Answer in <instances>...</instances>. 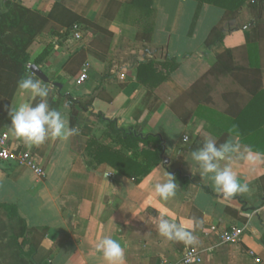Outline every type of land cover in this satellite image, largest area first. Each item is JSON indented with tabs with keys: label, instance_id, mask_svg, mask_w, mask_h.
I'll return each instance as SVG.
<instances>
[{
	"label": "crops",
	"instance_id": "0c3cea01",
	"mask_svg": "<svg viewBox=\"0 0 264 264\" xmlns=\"http://www.w3.org/2000/svg\"><path fill=\"white\" fill-rule=\"evenodd\" d=\"M6 1L0 0V12L5 10ZM9 1L43 16L59 3L112 34L106 45L92 29L61 28L60 36L38 34L26 51L28 67L36 64V57L48 44H53L48 56L36 65L49 78L46 83L54 86L48 98L50 106L67 116L69 126L76 129L74 135L32 147L13 138L7 130L8 110L31 102L17 88L1 122L0 134L8 135L9 145L15 152L29 151L43 171L37 175L26 164L0 160V204L16 207L30 236L27 246L38 242L31 257L33 263L101 264L94 244L107 235L124 247V264H183V253L189 247L200 254L196 264H264V212L256 211L264 200V163L250 166L236 159L230 162L249 188L234 198L223 197L213 190L210 180L189 171L190 152L202 146L205 137L217 139L218 144L232 140L264 152V116L257 123L251 121L241 136L229 129L234 127L236 117L221 111L230 103L218 93L245 86L230 84L237 79L236 73L218 68L214 85L196 89L198 103L191 96L175 103L227 49L232 50L233 63L247 72L259 66L264 93V39L259 40L256 34L257 25H264V11L259 13L258 6L246 0L235 17L226 18L225 11L213 4L152 0V30L145 34L136 20L138 12L127 6L132 0ZM197 11H203L204 18L209 19L202 31L195 26L197 20L193 24ZM214 26L220 27L223 39L208 46L205 40ZM76 32L81 34L80 39L75 38ZM169 60L177 64L173 70L164 65ZM146 63H153L154 72L142 82L136 76L137 67ZM83 72L87 77L78 82ZM28 75L36 77L28 69L22 77ZM209 92L217 99L215 104L201 102ZM68 98L77 104L68 102ZM86 102L90 106L83 110L78 103ZM174 103L179 111L192 109L185 122L171 108ZM259 104L264 113V98ZM105 121L113 122L123 133L153 137L146 144L140 143L138 149L155 151L158 163L138 181L88 156L85 149L92 138L96 145L131 156V151L112 141L122 134ZM134 158L142 160L141 156ZM164 170L175 176L178 188L174 198L161 202L152 197V189L162 180ZM161 215L178 224L190 223L188 231L194 242L185 244L161 237L154 222V217ZM231 226L244 228L241 240L222 243L220 234Z\"/></svg>",
	"mask_w": 264,
	"mask_h": 264
},
{
	"label": "trees",
	"instance_id": "16d2710c",
	"mask_svg": "<svg viewBox=\"0 0 264 264\" xmlns=\"http://www.w3.org/2000/svg\"><path fill=\"white\" fill-rule=\"evenodd\" d=\"M151 1L152 0H132L131 3L127 5L138 12L139 17L136 18V20L138 23H141L142 32L145 34L152 30V23L149 20L150 14L153 12V9L151 8ZM195 1L198 2L199 6L204 3H208L222 8L225 11L224 17L233 18L237 15L246 0ZM252 5L258 6L259 13L264 11V0H259L257 3H253ZM109 17L111 18V14ZM195 19L196 15L194 16L193 24L195 23ZM193 24H191V26ZM73 26H78L79 29H92L97 33L96 38L99 36L102 37L99 41H105L106 45L108 43L106 39L112 36L109 31L101 28L84 17L68 11L59 3H55L53 5L52 10L47 16H43L23 7L17 2L9 0L6 1L5 10L0 12V126L17 88V82L22 78L24 72L28 69L27 64L29 63L30 57L26 51L35 37L42 32L60 36L59 31L61 28L69 29ZM256 34L259 40L262 41L264 39V25H257ZM222 39L223 34L220 27L214 26L210 30L205 40V44L210 46ZM52 47L53 44H48L36 57L34 62L39 64L48 56ZM164 65L169 66L170 70H173L176 68L175 66H177L175 61L171 60H169L167 64L164 63ZM152 66L153 63L140 64L137 67L136 72L138 80L144 82L145 78L150 79L152 76L151 73L154 72ZM217 68L222 69L224 72H235V79H237L234 81L233 78L229 83L245 86L247 89L246 90L242 87L244 89L243 90L242 88L239 89L236 86H233V91L231 92L218 93L219 95H222L224 101L230 103L228 107L221 109V111L236 117L232 122L234 127L231 128V126H229V129H232V132L241 136V133L245 132L246 126L249 125L251 121L257 123V121H261L263 118V108L262 106L258 107L257 105H260L259 103L261 99L264 98V93L260 87L261 76L259 66L247 72L246 69L239 67L237 63H233L231 49H227L220 53L217 56L216 63L213 67L200 80H198L188 92L179 96L175 103H181L184 99H188L189 96H191V100L194 103H198L199 99L195 94L196 89L201 85H214L216 83L215 77L218 76L215 74ZM248 75L249 77H252V80H249ZM225 77L227 79L229 78L228 75ZM216 101L217 99L211 95V92L201 99V102L212 104H215ZM68 102L73 104L76 103V101L71 98H68ZM175 103L172 104L171 108L176 111L180 119L185 122L191 114L192 109H187L185 112L179 111L177 107H175ZM78 105L85 110L88 106H90V102H86L84 104L78 103ZM105 122L113 131L122 134L121 137L116 136V138H112V141L120 143L122 149L131 151V156L126 155L122 150H114L106 146L96 145V140L93 138L88 141V145L85 149L88 156L93 158L98 163L106 162L125 176L136 178V181L147 175L151 168L158 163V157L155 151L146 149L140 150L138 148L140 143L146 144L148 141L153 139V137L148 136L144 138L133 133L126 134L121 130L116 129L113 122ZM241 129H243V131H240ZM242 141H247V139L243 138ZM138 156L142 157L141 161L134 158ZM0 207L4 208L8 212H11L13 216L17 217L19 220H22L17 214L16 207L8 204H0ZM30 232H32V230H30ZM39 233L43 234L44 232ZM37 244L38 242H31L33 251L29 252L30 255L34 253Z\"/></svg>",
	"mask_w": 264,
	"mask_h": 264
},
{
	"label": "clouds",
	"instance_id": "9594fccd",
	"mask_svg": "<svg viewBox=\"0 0 264 264\" xmlns=\"http://www.w3.org/2000/svg\"><path fill=\"white\" fill-rule=\"evenodd\" d=\"M52 85L41 79L28 75L17 82V91L21 96H27L31 102L10 107L8 116L10 124L8 133L28 147L40 146L50 139L67 140L75 134L76 129L69 126L68 118L62 111L52 108L49 95ZM188 137H184V142ZM240 160L250 166L264 163V152L255 151L251 146L239 142L225 140L219 143L213 137H205L202 146L190 152V173L207 178L211 181L213 190L225 198H234L238 194L249 191L248 185L242 183L233 170L230 162ZM188 163V162H187ZM189 165V164H188ZM160 182L155 183L152 197L166 202L176 195L178 184L175 176L164 170ZM158 234L173 242L191 244L194 236L189 228L190 223L178 224L173 219L163 215L154 217ZM94 252L101 264H124L125 249L118 239L111 236H101L94 244Z\"/></svg>",
	"mask_w": 264,
	"mask_h": 264
},
{
	"label": "rangeland",
	"instance_id": "374dc122",
	"mask_svg": "<svg viewBox=\"0 0 264 264\" xmlns=\"http://www.w3.org/2000/svg\"><path fill=\"white\" fill-rule=\"evenodd\" d=\"M247 3L250 4L249 0ZM203 13V11L201 14L198 11L196 13L195 21L197 20V24L195 26L197 29L200 28V31L209 21L208 17L204 18ZM192 20L194 21V18ZM25 232L26 227L23 220H19L11 212L0 208V264H35L31 260L32 254H29L33 248L27 246V240L30 236Z\"/></svg>",
	"mask_w": 264,
	"mask_h": 264
},
{
	"label": "built area",
	"instance_id": "2783aa9c",
	"mask_svg": "<svg viewBox=\"0 0 264 264\" xmlns=\"http://www.w3.org/2000/svg\"><path fill=\"white\" fill-rule=\"evenodd\" d=\"M259 0H249V3H257ZM76 39H80L82 36L80 33L76 32L74 34ZM83 69L87 67V63L83 64ZM87 77L86 73L83 72L78 77V82L84 80ZM0 160L17 162L19 164H26L34 173L37 175H42L43 171L34 160L32 154L29 151H16L9 145L8 135L6 133L0 134ZM256 211L264 212V200L258 207ZM229 229L223 231L220 234V240L222 243L232 244L237 243L241 240L244 234V228L238 226L228 227ZM201 260L200 254L194 247H189L185 250L182 257L183 264H196ZM171 264V263H166Z\"/></svg>",
	"mask_w": 264,
	"mask_h": 264
},
{
	"label": "water",
	"instance_id": "95a60500",
	"mask_svg": "<svg viewBox=\"0 0 264 264\" xmlns=\"http://www.w3.org/2000/svg\"><path fill=\"white\" fill-rule=\"evenodd\" d=\"M28 70H30L36 77L41 79L44 82H49V78L44 74L42 70L36 65V64H30L28 66ZM54 85L60 86L59 83H54ZM167 159H164V162H166Z\"/></svg>",
	"mask_w": 264,
	"mask_h": 264
}]
</instances>
